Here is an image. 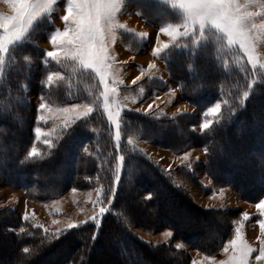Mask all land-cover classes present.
<instances>
[{
  "label": "trees",
  "instance_id": "1",
  "mask_svg": "<svg viewBox=\"0 0 264 264\" xmlns=\"http://www.w3.org/2000/svg\"><path fill=\"white\" fill-rule=\"evenodd\" d=\"M187 42L188 47L176 44L169 48L164 60L181 96L199 111L161 116L127 110L118 149L111 124L103 112L95 108L90 115L65 128L56 138L54 147L46 150L42 146L34 157L28 155L36 145L37 111L33 96L45 95L47 89L51 92L54 88L58 98L50 100L53 98L60 104L86 100L98 92V80L93 73L74 68L70 63L68 68L76 72L69 75L65 71L63 79L54 87L46 88L40 73L42 66L28 59L32 56L29 43L16 45L9 53L0 78V138L2 141L15 136L21 138L12 140V151L4 148L7 155L4 168H0L1 178H8L9 183L22 188L28 198L39 201L56 198L73 187H92L99 183L105 195L114 196L111 209L99 226L88 221L58 235L32 225L15 208L1 207L0 237L13 241L16 254L26 259V263H22L10 257L9 264L16 261L38 264L44 257L43 264H94V259H99L98 264H106L111 256L117 257L121 264H139L133 262L125 250L129 244L143 259H156L167 252L168 264H188L184 252H175L171 244L145 242L136 236L135 228L171 229L174 239L208 255L218 254L232 238L235 208L196 204L176 179L177 176L195 179L194 170L185 166L174 170L164 168L127 140L129 136H136L176 153L194 146L202 147L206 160L195 162V169L209 174L216 185L231 186L249 201L264 196V74H258L247 62L238 61V52L229 50L217 35L196 46H191L190 39ZM40 53L41 50L36 55ZM245 92L248 93L246 98ZM218 101H222L220 114L209 129L197 132L194 126L202 118L200 111ZM237 151L246 156L244 162H231ZM120 156L123 169L118 178ZM238 165L244 172L252 171L251 176L243 178L241 171L234 172ZM52 171L64 173L63 185L48 176ZM221 174H227L228 178ZM170 205L191 211L198 224L175 222L174 217L178 215L170 213ZM142 214L146 216L144 220L140 218ZM212 225L218 229L217 235L209 239L207 228ZM112 235L118 238L121 247L101 257L106 245H114ZM24 248H28V252H24ZM63 250L72 253L64 256Z\"/></svg>",
  "mask_w": 264,
  "mask_h": 264
},
{
  "label": "rangeland",
  "instance_id": "2",
  "mask_svg": "<svg viewBox=\"0 0 264 264\" xmlns=\"http://www.w3.org/2000/svg\"><path fill=\"white\" fill-rule=\"evenodd\" d=\"M178 2L179 0H118V9L114 13L107 34L106 54L109 59L106 65V75L110 93L108 101L106 102L103 96L105 91L103 83H101L99 77L90 70L85 71L93 73L99 85L98 92L95 91L91 98L60 104L53 99L58 98L54 88L51 89V92H47V89L45 95L41 93L35 94L33 99L37 113L34 132L36 127H40L43 133L39 139L36 138L35 134L36 145L34 147L37 149V153L40 152L42 146L46 150H50L54 147L53 145L56 138L60 136L65 128L76 120L84 118V116H82L84 111L83 105L91 107L92 112L95 108H99L103 112L112 126L113 138L118 149L120 148V143L123 138V116L127 110L132 109L141 112H153L161 116H176L185 112L199 111L194 105L181 96L179 88L171 80L164 60L165 53L176 44H185L184 46L188 47L187 40L189 39L193 41L191 46H196L202 40L211 36H219V33H217L215 29H205L202 38H200L198 34L196 37L189 35L187 37H180L175 44H173L170 37L160 33L159 39L157 40L158 30L161 27H167L170 23L179 24L182 22L180 10L175 6ZM66 8L67 0H55L50 6V11L42 14V16L34 22L29 32L10 49L11 52L16 45L29 43L32 50L29 51L32 56L28 59L32 63L38 62L42 66V68H40V73L43 74L42 81H44V86L46 88L48 86L52 87V85L54 87L58 81L61 80H57L54 76V83L49 84L47 82V76L49 74L59 73L62 79L66 76L65 71L69 73V75H72L76 72V69L70 70L68 68L70 63H72L74 68L82 69L78 62L66 60L62 64H58L45 55L47 51L54 50L50 42L51 35L54 34L57 29L60 31L64 30L65 24L61 17L66 13ZM14 14L11 6L6 3L5 0H0V16H10ZM168 14L171 16V19L168 18ZM256 22L259 24L261 18L257 17ZM181 31H183V29H181ZM161 43H168L170 47L165 49L159 56H156L153 54V49L160 46ZM223 43L226 45V42L223 41ZM228 49L238 52V61L247 62L258 74H264V28L257 30L256 36L251 42L252 55L255 58V67L249 62L247 55L239 49L238 45L228 47ZM39 50H41V53L40 56H37L36 54ZM8 55L5 56L4 69L6 68ZM4 69L0 71V78L3 77ZM133 81H135V83H133ZM112 89H115V91H111ZM51 97L53 98L50 100ZM40 103L47 105V108L42 112L38 110V105ZM74 104L81 105V108L76 109L75 113L58 111L63 108H71ZM216 104L222 106V101L216 102L211 107H214ZM149 105H151V108H149ZM211 107L200 111L202 118L194 126L197 132H202L204 130L201 128V124L205 120L213 121L216 117L203 115ZM48 109H51V112H49ZM40 115H44L47 122L39 120ZM9 131H12V129ZM117 133H119V137ZM20 138V136H15L13 139L10 138L4 141L0 138V168H4V156L7 155L4 148H9L12 151V140L15 142ZM45 140L51 141V145L45 144ZM127 140L132 145L141 148L150 158L164 168L174 170L177 166H185L194 170L195 179L190 180L177 176L176 179L178 183L186 188L192 200L198 205L229 209L235 208L237 215L233 218L234 234L230 239L235 238V229L239 228L243 242L256 249L249 260V264H264V260L259 262L255 261V256L259 254V249L261 247L260 240L264 239V235L261 234L258 223V221L264 219V217L260 216L259 210L255 205L259 203L260 200L264 199V196L259 200L249 201L241 197L240 193L231 186L216 185L209 174L203 172L199 168L195 169V162H204L206 160V151L202 147L194 146L185 152L176 153L169 148L153 144L148 140L136 136H129ZM185 155H187V159H184ZM232 158L231 162L235 161L242 163L246 160V156H243L238 151ZM122 169L123 160H121L120 156L117 167L118 178ZM234 170V172L241 171L243 178H248L252 173L250 170L244 172L239 165L236 166ZM60 171H52L48 176L56 179L59 185H63L64 173ZM221 175H224L223 177H225V179L228 178L227 174ZM10 183L8 178L3 179L0 176V208H15L20 211L23 218L27 217L26 219L30 221L32 225L38 226L43 231L50 233H60L63 230H68L69 224L76 227L91 221L90 217L96 216L101 206H104L107 212L110 211L114 201L113 195L107 196L106 198L104 188L100 183L92 187H73L64 194L47 201L28 198L22 188L14 187ZM98 201H102L103 204ZM169 209L170 213H176V215H178L174 217L175 222L178 224H193V226L198 224L191 211L189 212L172 205L169 206ZM245 213H247L248 219L244 218ZM102 218H100V221ZM140 218L144 220L146 218L145 214L140 215ZM217 230L218 229L213 225L208 227L206 237L209 239L213 238L217 235ZM166 232L173 233V230L162 229L158 231H147L142 228H135L134 233L141 240L153 245L161 243L167 245L171 244L170 246L175 252L179 250L186 254L185 259L188 264H193L194 261L197 262V264H220V261H226L232 254L231 248H229L227 253H225L222 248L218 254L208 255L198 249L190 248L181 240L174 239V234L170 237L165 236ZM111 238L114 245H106L105 252L100 253V255H103H101V257L110 254V251L114 249L119 250L121 247V243L115 235H112ZM178 244L180 247H177ZM0 249L2 251L0 252V264H9L8 259L10 257H16L18 260L22 261V263H26V259L23 257L20 258L18 254H16V246L8 237H0ZM125 250H127L130 255V259L133 262L137 261L139 264H168V261L165 259L167 255L169 256L167 252H164V255L158 256L156 259L146 260L143 259L140 252L134 249L130 244ZM63 251L64 256L72 253L68 250ZM122 252H124V250H122ZM206 256L215 257V259L206 260ZM44 259L45 257L40 259L38 264H43ZM93 262L94 264H98L99 259H94ZM16 264H18V261H16ZM106 264H121V262L117 257L111 256Z\"/></svg>",
  "mask_w": 264,
  "mask_h": 264
},
{
  "label": "snow or ice",
  "instance_id": "3",
  "mask_svg": "<svg viewBox=\"0 0 264 264\" xmlns=\"http://www.w3.org/2000/svg\"><path fill=\"white\" fill-rule=\"evenodd\" d=\"M5 2L11 6L15 14L0 16V71L4 69L5 56L9 54L12 46L29 32L34 22L42 14L50 11V6L55 0H5ZM175 6L180 10L182 22L179 24L170 23L167 27H161L158 30L157 40L159 34L162 33L170 37L175 44L180 37L189 35L196 37L198 34L202 38L205 29H215L219 33L218 40L226 42L228 47L238 45L239 49L247 55L249 62L255 67L251 42L254 40L257 30L264 28V0H179ZM117 9L118 0H67L66 13L61 17L65 24L64 30L57 29L51 35L50 42L54 50L45 53L46 57L58 64L71 60L78 62L82 69L94 72L104 85L103 96L106 102L110 95L106 75V65L109 59L106 54L107 34ZM257 17L261 18L259 24L256 22ZM169 47L168 43H161L160 46L153 49V54L159 56ZM54 76L57 80L62 79L59 73L49 74L47 76L49 84L54 83ZM111 91H115V89ZM247 96L248 93L245 92L244 97ZM46 108L47 105L44 103L38 105V110L41 112ZM79 108H81L80 104H74L71 108H63L58 111L75 113L76 109ZM83 108L82 116L87 117L92 112V108L87 105H83ZM220 109L221 105L216 104L203 115L218 116ZM48 111L51 112V109ZM39 120L47 122L44 115H40ZM211 124V120H205L201 124V128L207 130ZM35 134L37 139L43 135L40 127L35 128ZM117 136L119 137V133ZM44 143L51 145L49 140H45ZM28 155L30 157L36 156L37 149L33 147ZM184 159H187V155ZM98 202L103 204L102 201ZM255 207L259 210L260 216L264 217V199L260 200ZM106 212L107 209L101 206L99 213L90 217V220L99 226L100 218ZM244 218L248 219L247 213L244 214ZM258 223L261 234L264 235V219L259 220ZM73 227L75 226L68 225L69 229ZM172 235V232L165 233V236L168 237ZM93 239H95V235ZM260 244L259 254L255 256L257 262L264 260V239L260 240ZM177 247L180 245L178 244ZM229 248L232 249V254L226 261H220V264H249L252 254L256 251L243 242L239 228L235 229V238L230 239L223 246V251L227 253ZM23 251L28 252V248H24ZM205 259L214 260L215 257L206 256ZM193 264H197V262L194 261Z\"/></svg>",
  "mask_w": 264,
  "mask_h": 264
},
{
  "label": "bare ground",
  "instance_id": "4",
  "mask_svg": "<svg viewBox=\"0 0 264 264\" xmlns=\"http://www.w3.org/2000/svg\"><path fill=\"white\" fill-rule=\"evenodd\" d=\"M107 262V261H106Z\"/></svg>",
  "mask_w": 264,
  "mask_h": 264
}]
</instances>
